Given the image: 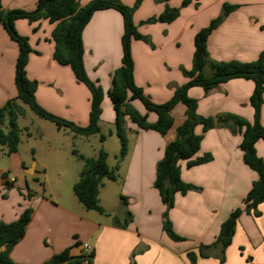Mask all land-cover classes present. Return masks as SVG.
<instances>
[{"label": "crops", "instance_id": "0c3cea01", "mask_svg": "<svg viewBox=\"0 0 264 264\" xmlns=\"http://www.w3.org/2000/svg\"><path fill=\"white\" fill-rule=\"evenodd\" d=\"M90 1L81 4L84 6ZM122 1L130 7L135 4V0ZM182 1L170 0L171 6L179 7V2ZM37 2L38 0H21L15 7L4 5L3 8L33 11ZM206 2L209 3V14L199 15L193 2L182 9L176 21L169 24L142 25L143 21L159 16L165 9L164 5H159L143 14L145 4L153 6L151 0H144L135 12V24L143 26L140 32L150 37L154 45L152 47L140 40L132 41L135 80L153 102L162 104L169 101L176 88L188 81L182 68L190 70L193 66L195 36L221 15L222 7L228 0H200L199 9H204ZM230 2L243 5L232 12L211 34L208 40L209 59L218 62L255 61L264 51V1ZM19 21L16 22V27L22 33L24 24ZM38 26L37 29L40 30L47 28L46 32H50L52 37L54 24L50 25L42 20ZM22 34L32 42L33 37L29 33ZM123 34V17L113 9L96 12L84 30L86 70L105 93L101 131L102 123L107 118L106 112L110 122L115 124L116 113L114 115L112 112L108 96L112 76L122 65ZM42 38L39 35L35 40L37 46L33 49L38 53L31 54L27 66L29 78L38 82V102L59 117L87 126L91 110L89 89L76 80L70 67L60 65L54 59L53 44L45 47ZM52 41L49 37V42ZM18 55V45L1 28L0 107L17 96L15 72ZM206 70L209 74L210 68L207 67ZM254 89L253 81L234 79L209 93L201 87H193L189 90V95L199 101L198 113L204 117L233 113L252 122L255 114L251 105ZM132 104L143 115L147 114L150 122L157 121V115L149 113L140 101L136 100ZM185 111L184 105L176 107L172 113L175 126L166 136L152 130H142L127 120L128 155L120 164L118 180H108L120 188L117 196L119 202L111 209L103 203L101 196L102 189L107 186L105 180L100 192V205L109 215L98 212L96 213L101 216L91 214L92 210H87L71 196L65 197L62 190H46L45 194L36 197L33 195L32 198H28L29 193H26L24 199L16 196L14 190L9 199L0 196L2 222L13 223L25 209H34L24 238L11 252L12 260L20 264H43L55 254L73 248L74 239H78L83 244L92 245L95 252L92 264H131L134 252H137L136 264H192L188 254L198 253L202 245L208 246L216 242L222 224L235 209L243 206L244 198L259 175L244 162L241 133L228 127L208 131L197 157L212 154L213 160L192 168L187 166V161L180 162L182 179L201 190L190 191L186 195L177 194L169 218L176 233L185 240L171 239L164 230L167 209L155 188V180L158 163L164 158L167 145L176 138L177 128L185 118ZM262 123L264 125V105ZM196 133H203L202 126L196 128ZM256 148L258 156L264 160V141H259ZM22 165L27 173L26 163L22 162ZM38 167L35 163L34 172H37ZM44 168V174H47L49 169ZM2 180L1 187H8V178ZM123 197L127 198V204ZM259 209L262 213L260 217L247 213L240 217L233 242L225 251L224 261L221 260V248L215 247L207 251V257H198L195 264H264V203ZM129 213L132 215L131 221L127 227H121L128 221ZM115 218H118L119 225ZM81 254L83 252L72 250L73 256Z\"/></svg>", "mask_w": 264, "mask_h": 264}, {"label": "trees", "instance_id": "16d2710c", "mask_svg": "<svg viewBox=\"0 0 264 264\" xmlns=\"http://www.w3.org/2000/svg\"><path fill=\"white\" fill-rule=\"evenodd\" d=\"M168 2L169 0H155ZM200 0H183L181 7H171L168 4L165 10L159 15L149 18L142 24L172 23L176 21L183 8L193 2ZM144 0H135L133 7L125 5L121 0H91L82 6L81 0H38L33 11L22 9L5 10L0 0V29L4 28L12 41L18 45L19 55L16 63L15 85L17 96L10 99L6 105L0 107V145L8 148L9 154H16L19 151L21 142V130L18 125V118L25 114V110L18 104V100L27 105L40 118L51 121L60 130L69 129L77 136L89 137L100 134V139L105 142L107 136L101 133L100 121L103 113L104 90L98 83L93 81L86 70L84 63L85 46L84 30L98 11L113 9L121 13L124 20V34L122 37L123 57L122 65L112 76V87L109 97L112 100L116 113L115 127L116 135L121 142V150L117 156L118 164L112 169L108 163L109 155L101 149L95 157H87L74 150V154L84 162L77 183L74 185V192L78 200L87 210L96 211L101 215H109L100 205V192L104 180L116 182L118 170L129 151V133L127 120L142 130L155 131L166 136L175 126L173 111L179 105L186 108L185 118L177 128L176 138L171 141L165 150L164 158L158 163L155 180V188L159 191L163 203L166 206V218L164 230L174 241H184L185 238L178 235L169 218V212L174 208L177 194L186 195L190 191H199L200 187L186 183L182 179L181 161H187L189 168L209 163L213 160L212 154L197 157L204 139V135L215 128L227 127L229 123L236 126L234 132L241 133L243 140L241 150L246 165L256 171L259 179L253 184L252 189L243 200V206L235 209L229 218L222 224L220 234L212 245H202L198 253L188 254L192 264H195L198 257H207V251L211 248H221L225 260V251L232 244L240 217L244 214L261 216L259 209L264 203V160L258 156L256 145L264 141V125L262 123V108L264 105V51L252 62L232 61H210L208 52V40L211 34L225 21V19L241 6L238 4L225 3L220 16L213 19L207 27L201 29L195 36V52L193 66L190 70L182 68L188 81L176 88L171 99L165 103L153 102L137 85L135 80V64L132 55V41L140 40L150 44V37L143 35L134 22V14L141 7ZM18 20H27L30 24L41 20H48L55 25L52 31V40L55 43L54 59L63 66L72 69L76 80L84 84L91 93L90 119L87 126H81L70 120L59 117L40 105L36 92L38 82L28 76L27 66L31 54L38 53L30 44V39L21 35L16 28ZM207 67L210 73H207ZM234 79H245L253 81L255 89L251 97V105L255 110L254 120L247 119L233 114L221 113L217 116L204 117L198 113L199 101L189 95L193 87H201L206 93L218 88L220 85ZM140 101L149 113L157 115V121L152 123L148 115H143L132 104ZM10 115L11 129L4 131L2 125ZM202 126L203 133H196V128ZM3 174V178H7ZM13 185V184H8ZM33 194L29 193L28 198ZM127 204V198L123 197ZM34 209L29 207L24 210L20 217L13 223L0 221V264H20L11 258L14 247L24 238L26 229L30 224ZM116 223L118 224V218ZM132 219L128 214V221L121 225L127 227ZM119 225V224H118ZM77 245H81L78 243ZM3 247L5 249L3 250ZM73 248H67L59 254H55L50 260L43 264H92L95 259L94 250L89 253L73 256ZM132 255L131 264H136Z\"/></svg>", "mask_w": 264, "mask_h": 264}, {"label": "rangeland", "instance_id": "374dc122", "mask_svg": "<svg viewBox=\"0 0 264 264\" xmlns=\"http://www.w3.org/2000/svg\"><path fill=\"white\" fill-rule=\"evenodd\" d=\"M230 1L232 0H228L226 3L238 4V2L234 3ZM239 1L244 3L246 0ZM81 2L86 3L87 0H81ZM151 2L153 6L148 7V5L145 4L142 8V13L156 8L159 5H164L166 7L167 4L169 6L172 4L170 0L168 2L151 0ZM182 2H179V7H181ZM19 3H21V0H4L2 6L15 7ZM173 3H175V1ZM124 4L127 5L126 3ZM199 4L200 3L197 4L196 2L194 4V7L196 8L195 10L198 11L199 15L205 16L206 14H209V3L206 2L204 9H199ZM221 12H223V7ZM46 21L51 25L48 20ZM19 22H23L24 24V32L22 33H29V35L33 37L32 42L30 41L33 48L37 46V41L35 40H37L39 35L43 37L42 44L45 47L52 43L55 48V43L53 41L49 42V37L51 39L52 37L50 32H46L48 29H37L39 27V22L33 24H30L27 20H20ZM137 26L140 29L139 31H141V27L143 26H141V24H138ZM22 33L20 34L25 36ZM14 44L17 46L15 42ZM108 99L112 106V112L115 115L112 100L109 96ZM18 104L26 112L18 118V125L21 130L19 152L18 154H9L8 148L0 145V196L4 197V199L12 197L13 194L11 192L13 190L16 196L19 198L21 197L22 199L26 197V193H33L34 197H36L39 194H45L46 190H62L65 197L71 196L79 202L73 186L74 183L79 180L80 175L78 173L83 169L84 162L78 157V155L74 154V150H77L80 154L86 155L87 157H95L101 149H104L109 153L108 162L110 167L114 169L118 164L117 156L121 150V142L116 135L115 124L111 123L108 119V112L105 113L107 118L106 121L102 123L101 131L102 134L107 136V139L105 142H102L100 134L84 137L77 136L69 129L60 130L51 121L40 118L20 100H18ZM10 119V115L8 114L6 121L2 125V129L6 132L11 129ZM22 162L26 163L28 169H33L34 164L36 163L39 166L37 172H34V174H27ZM44 167L49 169L47 174H44ZM3 174H7L8 179L14 178V184L8 187L6 186L5 188L1 187ZM105 181L107 182V186L102 189L101 198L103 203L108 207L110 206L111 209L119 202L117 196L120 188L118 185L111 183L108 180ZM91 214L101 216L98 215L96 211H92ZM78 243L81 242L78 239H74V244L72 246L73 249L75 251H80V253L84 252L81 251V249L83 250L84 244L81 243V245H77Z\"/></svg>", "mask_w": 264, "mask_h": 264}, {"label": "built area", "instance_id": "2783aa9c", "mask_svg": "<svg viewBox=\"0 0 264 264\" xmlns=\"http://www.w3.org/2000/svg\"><path fill=\"white\" fill-rule=\"evenodd\" d=\"M8 182H9V184H14L15 179L14 178L8 179ZM83 251H84L85 254L91 253L93 251L92 245H90V244H84Z\"/></svg>", "mask_w": 264, "mask_h": 264}, {"label": "water", "instance_id": "95a60500", "mask_svg": "<svg viewBox=\"0 0 264 264\" xmlns=\"http://www.w3.org/2000/svg\"><path fill=\"white\" fill-rule=\"evenodd\" d=\"M227 127H228L229 129H231V130H233V129L236 128V126L234 125V123H229V124L227 125ZM33 173H34V169H28L27 174H33Z\"/></svg>", "mask_w": 264, "mask_h": 264}]
</instances>
